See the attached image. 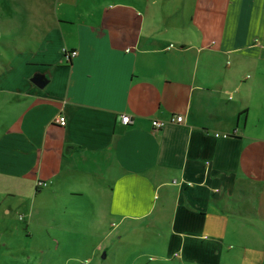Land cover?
Returning <instances> with one entry per match:
<instances>
[{"label":"crops","instance_id":"1","mask_svg":"<svg viewBox=\"0 0 264 264\" xmlns=\"http://www.w3.org/2000/svg\"><path fill=\"white\" fill-rule=\"evenodd\" d=\"M0 177L167 218L163 262L264 264V2L0 0Z\"/></svg>","mask_w":264,"mask_h":264},{"label":"rangeland","instance_id":"2","mask_svg":"<svg viewBox=\"0 0 264 264\" xmlns=\"http://www.w3.org/2000/svg\"><path fill=\"white\" fill-rule=\"evenodd\" d=\"M90 188L36 195L0 177V264H173L160 259L174 232L167 218L109 216L105 194Z\"/></svg>","mask_w":264,"mask_h":264},{"label":"built area","instance_id":"3","mask_svg":"<svg viewBox=\"0 0 264 264\" xmlns=\"http://www.w3.org/2000/svg\"><path fill=\"white\" fill-rule=\"evenodd\" d=\"M76 55H77V52H72V51L66 52V56L68 57V59H71V58L75 57ZM132 122H133V120H132V117L130 115H124L123 116V123L124 124L128 125ZM170 122H178V123L181 122V123H183L184 117L181 114L174 115L170 118ZM55 123L61 127H64V126H66V124H68V120H67L66 116L60 115L56 118ZM167 123L168 122H165L164 120H154L153 121V125H154L155 129H160V128L166 126ZM235 133H238V129H236L233 134H235ZM233 134L224 133L222 135L216 134V136L217 137L222 136V137H228L229 138ZM37 185H38V188H41V187H46L48 185V183L46 181H38ZM23 218L24 217L21 216V219H23Z\"/></svg>","mask_w":264,"mask_h":264},{"label":"water","instance_id":"4","mask_svg":"<svg viewBox=\"0 0 264 264\" xmlns=\"http://www.w3.org/2000/svg\"><path fill=\"white\" fill-rule=\"evenodd\" d=\"M103 257L105 258L106 257V254H104Z\"/></svg>","mask_w":264,"mask_h":264},{"label":"snow or ice","instance_id":"5","mask_svg":"<svg viewBox=\"0 0 264 264\" xmlns=\"http://www.w3.org/2000/svg\"><path fill=\"white\" fill-rule=\"evenodd\" d=\"M262 2H264V0H262Z\"/></svg>","mask_w":264,"mask_h":264},{"label":"trees","instance_id":"6","mask_svg":"<svg viewBox=\"0 0 264 264\" xmlns=\"http://www.w3.org/2000/svg\"><path fill=\"white\" fill-rule=\"evenodd\" d=\"M38 188V187H37ZM40 189V188H39Z\"/></svg>","mask_w":264,"mask_h":264}]
</instances>
